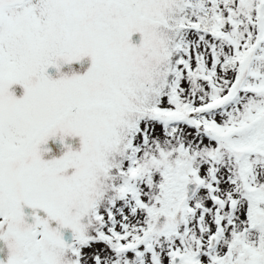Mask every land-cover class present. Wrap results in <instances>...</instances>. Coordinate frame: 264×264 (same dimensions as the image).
I'll return each mask as SVG.
<instances>
[{
	"label": "snow or ice",
	"instance_id": "6c2138e0",
	"mask_svg": "<svg viewBox=\"0 0 264 264\" xmlns=\"http://www.w3.org/2000/svg\"><path fill=\"white\" fill-rule=\"evenodd\" d=\"M0 264H264V0H0Z\"/></svg>",
	"mask_w": 264,
	"mask_h": 264
},
{
	"label": "rangeland",
	"instance_id": "374dc122",
	"mask_svg": "<svg viewBox=\"0 0 264 264\" xmlns=\"http://www.w3.org/2000/svg\"><path fill=\"white\" fill-rule=\"evenodd\" d=\"M86 66L84 67H79L78 70L75 68L73 70L81 72L80 69H84L86 71L87 67L89 66V61L86 59ZM17 93L18 95L22 93V89H20L19 87H17ZM73 143H75V141H73ZM49 146L53 149V154L54 155H60L61 154V148L62 146L60 145L59 141L57 140L56 142H49Z\"/></svg>",
	"mask_w": 264,
	"mask_h": 264
},
{
	"label": "flooded vegetation",
	"instance_id": "af4514ba",
	"mask_svg": "<svg viewBox=\"0 0 264 264\" xmlns=\"http://www.w3.org/2000/svg\"><path fill=\"white\" fill-rule=\"evenodd\" d=\"M84 64H85V61L83 62L82 65H84ZM82 65H81L80 63H74L73 65H71V70H73V69H75V68L78 70V68H79L80 66H82ZM49 71H50L51 74L55 75V69H50ZM62 71H64V72H69V71H70L69 66H65V67L62 69Z\"/></svg>",
	"mask_w": 264,
	"mask_h": 264
},
{
	"label": "trees",
	"instance_id": "16d2710c",
	"mask_svg": "<svg viewBox=\"0 0 264 264\" xmlns=\"http://www.w3.org/2000/svg\"><path fill=\"white\" fill-rule=\"evenodd\" d=\"M85 63H86V60H85ZM86 66V64L82 65L81 67H84ZM81 72L85 71L84 69H80ZM18 94V93H17Z\"/></svg>",
	"mask_w": 264,
	"mask_h": 264
}]
</instances>
